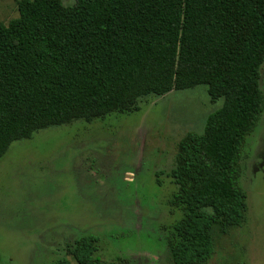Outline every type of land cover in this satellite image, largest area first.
I'll use <instances>...</instances> for the list:
<instances>
[{
	"label": "trees",
	"instance_id": "trees-1",
	"mask_svg": "<svg viewBox=\"0 0 264 264\" xmlns=\"http://www.w3.org/2000/svg\"><path fill=\"white\" fill-rule=\"evenodd\" d=\"M0 21V157L37 129L138 109L140 96L206 86L201 133L179 139L169 176L182 211L167 238L174 264H203L215 233L240 227L245 136L264 104V0H17ZM82 237L52 264H104ZM69 256V258L67 257Z\"/></svg>",
	"mask_w": 264,
	"mask_h": 264
},
{
	"label": "rangeland",
	"instance_id": "rangeland-1",
	"mask_svg": "<svg viewBox=\"0 0 264 264\" xmlns=\"http://www.w3.org/2000/svg\"><path fill=\"white\" fill-rule=\"evenodd\" d=\"M16 2L0 0L1 22L17 17ZM259 71L264 94V61ZM222 104L198 84L140 96L129 113L78 119L13 141L0 157V264H52L87 236L96 239L104 264H174L167 238L182 217L171 204L176 146L186 132L201 133ZM239 167L244 221L214 234L203 264H264V104Z\"/></svg>",
	"mask_w": 264,
	"mask_h": 264
}]
</instances>
